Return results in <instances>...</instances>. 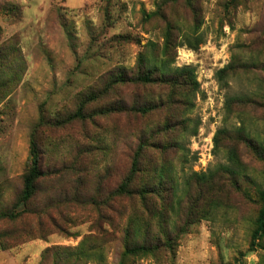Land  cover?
Here are the masks:
<instances>
[{"label":"rangeland","instance_id":"obj_1","mask_svg":"<svg viewBox=\"0 0 264 264\" xmlns=\"http://www.w3.org/2000/svg\"><path fill=\"white\" fill-rule=\"evenodd\" d=\"M140 53L152 76L177 77L173 89L105 92L111 71L136 72ZM90 95L96 101L85 102ZM74 104H89L95 124L37 129L41 116L46 123ZM134 104L146 112L129 111ZM32 138L44 166L80 161L102 196L144 141L141 168L164 177L154 231L175 240L171 251L126 252L136 198L118 197L115 213L101 206L100 216L62 201L64 231L45 220L53 232L43 238L15 233V245L0 244V264H264V235L253 238L264 190V0H0V230L15 226L2 214L25 220L72 193L51 177L18 202ZM96 218L106 230L97 243L88 237Z\"/></svg>","mask_w":264,"mask_h":264},{"label":"trees","instance_id":"obj_2","mask_svg":"<svg viewBox=\"0 0 264 264\" xmlns=\"http://www.w3.org/2000/svg\"><path fill=\"white\" fill-rule=\"evenodd\" d=\"M187 4L190 5L191 0H186ZM167 36L170 37V31H168ZM165 67V65H164ZM164 67L162 68L164 70ZM136 72L132 74H128L123 70H118L116 72L111 71L109 81L106 85V91L112 90L115 91V88L118 85L128 86V85H137V84H148V83H157L160 86L166 88L173 89V85L170 82L176 84L178 80L174 75L159 74L157 76H152V71L150 68L146 67V62L143 54H139L138 62L136 65ZM183 72V70H181ZM169 84H168V83ZM94 91L89 92L91 94ZM104 94V93H98ZM97 97L94 95H90L86 98L87 101H96ZM125 111L127 108H110L108 111ZM129 111H140L146 112V108L144 106H140L138 104H134L128 109ZM104 114L103 111L99 112V114ZM93 114L89 109V104H74V108L61 114L59 111L56 115V118L45 123L43 121V117L41 116L40 124L37 126L49 125L50 127L55 128H66V126L73 125L74 122H79V125L82 129L87 128L89 124H95L93 119ZM149 145H147L144 141L140 140L131 153V160L129 163L128 171L121 177L116 186L108 192V195L102 196L99 192L98 187H89L87 172L88 171L81 162H66L63 166L59 168H52V166L45 165L44 166V152L40 149L36 138L31 139V154H32V165L29 169L24 173L23 180V190L22 196L18 202H24L25 205L31 200L35 195V190L38 181L49 179L54 177L51 182L52 186H55L63 180V188H68L72 190V193L69 197L65 196L63 200L49 203H43L41 206L37 208L36 211L27 210L26 213L32 214L30 217H26L25 220H21V215L16 213H12L9 215H4L6 218L10 217L14 221V228L6 229L2 228L0 230V244L2 247H10L15 245L18 240H13L10 236H13L15 233L24 234V238H43L48 233H52L49 225L47 226L45 223L49 221L52 225H55L58 228V231H64L62 228L58 226V221L55 217L58 216L59 219L71 223L66 216V212H63L60 207H63L62 201L65 205L68 204L69 201H73L75 205L80 207H85L90 205L96 210L97 215L100 216L102 207L111 209L114 213L116 209L110 205V202H114L118 197L120 200L124 197H128V200L132 202V199H135V203L133 206L131 205V213L127 218V225L123 227L122 233L124 237H122V241L124 238L131 239L135 242L133 245H128V242L123 244L126 252H146L151 250H157L164 246H167L170 251L172 250V244L175 240L174 237L169 234L162 235L159 232L154 231L156 225L158 226V222L155 219L158 217L157 209H156V201L155 196H157V190L155 185H158L164 182L163 176H158L156 174H151L149 170L142 169L140 166V162L143 159L145 151ZM77 170V171H75ZM141 175V176H140ZM144 176V179L142 177ZM148 179V180H147ZM45 191V187L43 188ZM89 191V192H88ZM66 194V193H65ZM99 196H98V195ZM260 199L262 202V207L259 211V215L257 218V228L255 230V234L253 238L260 237L264 235V190L260 194ZM102 206V207H101ZM74 209V204L69 206ZM57 215H53V212ZM25 213V212H24ZM19 216V217H18ZM1 217V216H0ZM104 222L108 223V225L112 226V220L109 215L104 213ZM155 219V222H154ZM17 223H19L17 225ZM188 223V222H187ZM155 224V227H154ZM21 225V226H20ZM22 230V231H20ZM88 237H92L94 242L103 240L104 234L106 230L103 225L100 224L98 218L93 220L89 226ZM100 233V234H98ZM98 234L99 236H97ZM23 238V239H24ZM87 238V237H85ZM140 239V240H139ZM7 240H13L12 242H8ZM22 240V239H21ZM97 245H92L88 250L95 249ZM51 248H47L50 250ZM47 252V251H46Z\"/></svg>","mask_w":264,"mask_h":264}]
</instances>
